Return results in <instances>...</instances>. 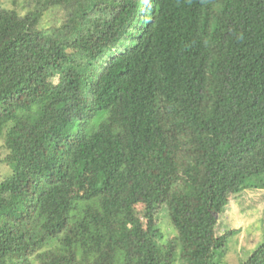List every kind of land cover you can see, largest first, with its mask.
<instances>
[{
	"label": "trees",
	"instance_id": "1",
	"mask_svg": "<svg viewBox=\"0 0 264 264\" xmlns=\"http://www.w3.org/2000/svg\"><path fill=\"white\" fill-rule=\"evenodd\" d=\"M1 137L0 264H219L264 191V0H0Z\"/></svg>",
	"mask_w": 264,
	"mask_h": 264
},
{
	"label": "rangeland",
	"instance_id": "2",
	"mask_svg": "<svg viewBox=\"0 0 264 264\" xmlns=\"http://www.w3.org/2000/svg\"><path fill=\"white\" fill-rule=\"evenodd\" d=\"M10 2L12 3V0ZM49 16L56 18V14ZM55 18H46V25H54ZM6 154L4 139L1 137L0 181L11 173L10 167L4 161ZM220 221L225 229H241V233L228 241L226 254L219 264H240L264 238V191H248L246 195L240 194L238 199H232ZM159 225L164 234V242L177 235L175 228L163 213L160 214ZM178 264L186 263L179 261Z\"/></svg>",
	"mask_w": 264,
	"mask_h": 264
}]
</instances>
